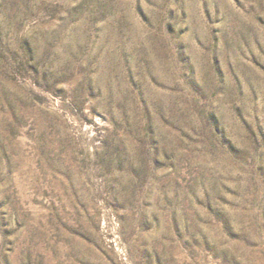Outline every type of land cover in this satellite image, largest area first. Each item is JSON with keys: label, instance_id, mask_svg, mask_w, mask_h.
<instances>
[{"label": "rangeland", "instance_id": "374dc122", "mask_svg": "<svg viewBox=\"0 0 264 264\" xmlns=\"http://www.w3.org/2000/svg\"><path fill=\"white\" fill-rule=\"evenodd\" d=\"M0 264H264V0H0Z\"/></svg>", "mask_w": 264, "mask_h": 264}]
</instances>
